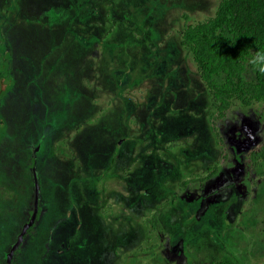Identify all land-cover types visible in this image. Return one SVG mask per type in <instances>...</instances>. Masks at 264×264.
I'll return each mask as SVG.
<instances>
[{
  "label": "rangeland",
  "instance_id": "1",
  "mask_svg": "<svg viewBox=\"0 0 264 264\" xmlns=\"http://www.w3.org/2000/svg\"><path fill=\"white\" fill-rule=\"evenodd\" d=\"M220 1L0 0V44L15 78L0 103L12 135L8 164L26 185L20 164L27 159L14 151L40 137L33 145L42 207L35 236L62 223L60 244L92 240L77 264H110V256L111 264H208L227 254L264 264V102L237 103L217 118L181 45L184 26L214 15ZM48 111L61 120L49 117L43 132L61 126L42 138L30 114L44 119ZM125 136L126 181L113 177L119 155L105 153ZM214 164L212 177L191 179ZM87 210L101 217L79 229ZM154 213L161 228L151 232L145 220ZM124 214L131 223L111 233L109 224ZM55 247H41L32 263L58 264L64 249L55 257Z\"/></svg>",
  "mask_w": 264,
  "mask_h": 264
},
{
  "label": "flooded vegetation",
  "instance_id": "2",
  "mask_svg": "<svg viewBox=\"0 0 264 264\" xmlns=\"http://www.w3.org/2000/svg\"><path fill=\"white\" fill-rule=\"evenodd\" d=\"M1 49H3L4 54H1ZM6 55V56H5ZM0 60H5L4 62H0V69L3 67L4 70L7 71V75L9 76V80H0V103L1 101L9 95L11 91L14 89V83H15V78L12 73V70L10 68V63L12 61V57L9 53V50L6 46L3 44H0ZM53 72V71H51ZM29 91L32 92V101L35 102L36 98L34 97L35 92L37 91L40 92L39 88L36 87L38 84H31ZM34 88V89H33ZM1 89H4V93L1 96ZM29 100V98H27ZM41 101V100H40ZM57 103L58 101L55 100ZM43 103V102H41ZM58 109L61 108L60 105L58 104ZM2 111V109H1ZM0 111V262H3V264H21V263H26L29 262L30 264H40V262H33V260L37 259L36 253L41 250V247L43 249H48L51 247L52 244H55L56 247L54 250L57 252V249H60L59 247L63 248L64 250H61L58 252V256L55 259V262L58 261V264H67L62 260V258L58 257H63L64 254L67 255V258H64L65 260L68 259L69 261H74L75 264L77 262H80L81 254L90 252V246H83V243L81 244V241L79 239L76 240L75 243L68 244L64 246L63 244H60V238L63 230L65 229V224L62 223H55L53 226L52 224H48L50 228H48V225L42 230V234L39 236H35L37 226L36 222L39 219V216L42 211V207L40 204V196H41V189H40V184H39V177L37 173V169L35 168L36 165V151L37 149L34 148V144H38L39 136L36 135L35 138H32L34 143L32 145H29L27 147V150L25 152V149L21 150L17 149L16 154L18 155L19 152L22 153L20 157L25 158L26 161V166L24 164H20L17 159V163L20 164L21 166L24 167V172H27L28 175V182L27 184H23L21 180H18L13 172L11 171L9 164H8V157L11 155L7 156L10 153V145H11V130L8 127V122L6 117L4 116V113H1ZM3 115V116H2ZM32 114H30V122L32 121H37L35 125L37 126V134L38 132H42L41 136L43 135L42 138H45V136L51 134L54 130H57L60 126L56 125L52 126V128L49 127V132L44 133L43 130L47 129L48 130V121L49 117H56L57 120H61L59 117V114H53L50 111L46 113L44 116V119L39 118L38 114H35L34 117L38 118L37 120H33L31 117ZM51 115V116H48ZM103 116V115H102ZM43 120L41 123L40 121ZM62 123V121H60ZM40 124V125H39ZM125 140L126 142V136L120 139L119 145L115 144V147L110 148L107 152H105L107 155L109 154V151L113 149V152L111 153V158L117 157L119 155V150L122 146V141ZM124 142V143H125ZM124 147V146H123ZM125 149V147H124ZM97 150V149H95ZM104 150V147H103ZM2 151V152H1ZM23 151V152H22ZM30 155L28 156V154ZM35 154V155H34ZM14 155V154H12ZM15 155V157L17 156ZM120 159L118 160L117 166L115 167V172L113 174V177H121L122 180L126 181V168L124 166L126 162V158L121 152L119 155ZM19 158V156H18ZM122 158V166L118 168L119 161ZM52 159L50 163L53 161ZM56 161V160H55ZM49 163V164H50ZM61 163V162H59ZM48 164V165H49ZM62 164V163H61ZM8 165V166H7ZM47 165V166H48ZM46 166V167H47ZM44 167L42 169L45 170ZM111 168V166H109ZM27 168V169H26ZM76 170V169H75ZM78 170V169H77ZM36 173V174H35ZM197 178V177H196ZM195 177H192L194 182H202L208 179V171L207 174L203 176H199L197 179ZM96 179V178H95ZM99 179L96 180L98 182ZM192 181V180H191ZM15 182H18V187H15ZM31 189V192H30ZM57 191V190H55ZM45 192V191H44ZM58 192V191H57ZM54 192V196L57 197L58 193ZM20 197V203L18 204V200L16 197ZM54 197V198H55ZM56 202L58 201V198L55 199ZM128 204V198H125V203ZM19 207H18V206ZM137 209V208H135ZM25 214L27 217L25 218ZM92 214V216H91ZM75 216V213L73 214ZM95 215L100 216L99 212L93 211L92 213L87 210L85 212V217L83 219L84 213L81 214V224L83 226H79L78 228H87V226L93 222ZM22 216V222L19 223L18 220ZM77 216V215H76ZM78 217V216H77ZM102 219V218H101ZM132 217H126L124 214V217L121 218L120 222L118 224H109L110 231L111 233L113 231L117 232V229L115 230V225L118 226V230L120 229V225L123 224L124 222L126 224H129L130 220H132ZM103 220V219H102ZM88 221L90 222L88 224ZM18 222V223H17ZM106 223V221L104 222ZM145 223L149 227L150 231H155L156 228H161L160 222L157 218V214H152L149 218L145 220ZM21 224V225H20ZM107 225V224H106ZM108 226V225H107ZM129 226L126 227V231ZM49 234V235H48ZM48 235V236H47ZM36 237V238H35ZM119 234L116 235L115 238H111L110 240L113 241L114 239L118 238ZM126 237V232L123 231V234L120 235V239H123ZM42 240L43 244H40V241ZM111 246L112 242L110 243V255H111ZM29 253L32 254L33 259L29 256ZM34 255V256H33ZM229 256H232L231 254H227ZM224 256L221 259L218 260H210L208 264L216 263L218 261L223 260ZM236 259V258H235ZM238 261V260H237ZM1 264V263H0ZM43 264V260L41 262ZM110 264H111V256H110Z\"/></svg>",
  "mask_w": 264,
  "mask_h": 264
},
{
  "label": "trees",
  "instance_id": "3",
  "mask_svg": "<svg viewBox=\"0 0 264 264\" xmlns=\"http://www.w3.org/2000/svg\"><path fill=\"white\" fill-rule=\"evenodd\" d=\"M181 45L189 51L216 105L217 118H223L237 103L250 106L264 102V74L254 71L248 63L255 51L264 52V0H221L214 15L184 26ZM0 80H9L3 67ZM3 93L1 89V96ZM250 155L260 156L256 150ZM217 169L216 164L209 167L208 178ZM212 264L240 263L226 255Z\"/></svg>",
  "mask_w": 264,
  "mask_h": 264
},
{
  "label": "clouds",
  "instance_id": "4",
  "mask_svg": "<svg viewBox=\"0 0 264 264\" xmlns=\"http://www.w3.org/2000/svg\"><path fill=\"white\" fill-rule=\"evenodd\" d=\"M248 63L252 66L254 71L264 74V52L255 51L254 54L248 58Z\"/></svg>",
  "mask_w": 264,
  "mask_h": 264
}]
</instances>
